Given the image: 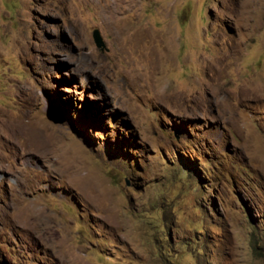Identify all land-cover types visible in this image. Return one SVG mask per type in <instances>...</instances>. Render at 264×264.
I'll return each instance as SVG.
<instances>
[{"label":"rangeland","instance_id":"374dc122","mask_svg":"<svg viewBox=\"0 0 264 264\" xmlns=\"http://www.w3.org/2000/svg\"><path fill=\"white\" fill-rule=\"evenodd\" d=\"M0 264H264V0H0Z\"/></svg>","mask_w":264,"mask_h":264},{"label":"trees","instance_id":"16d2710c","mask_svg":"<svg viewBox=\"0 0 264 264\" xmlns=\"http://www.w3.org/2000/svg\"><path fill=\"white\" fill-rule=\"evenodd\" d=\"M63 109H69L70 108V102H67L63 107H62ZM95 111H96V108L93 106V107H91V106H89V105H87V104H84L83 105V108H82V110L81 111H79V113H81V116H85V115H93L94 113H95ZM60 112H63V111H56L54 114H56V113H60ZM53 114V113H52ZM57 117V116H56ZM65 117L66 118H70L69 116H67L66 114H65ZM58 118H60V117H58ZM80 118V117H79Z\"/></svg>","mask_w":264,"mask_h":264},{"label":"water","instance_id":"95a60500","mask_svg":"<svg viewBox=\"0 0 264 264\" xmlns=\"http://www.w3.org/2000/svg\"><path fill=\"white\" fill-rule=\"evenodd\" d=\"M92 38H93V41H94L96 47H98L100 49L105 48V43H104V41L100 35L99 30H97V29L93 30Z\"/></svg>","mask_w":264,"mask_h":264}]
</instances>
